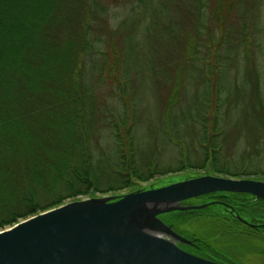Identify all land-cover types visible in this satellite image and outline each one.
Listing matches in <instances>:
<instances>
[{
	"label": "trees",
	"instance_id": "trees-1",
	"mask_svg": "<svg viewBox=\"0 0 264 264\" xmlns=\"http://www.w3.org/2000/svg\"><path fill=\"white\" fill-rule=\"evenodd\" d=\"M263 1L247 28L250 0H0V230L167 174L264 180ZM144 39L170 55L144 59Z\"/></svg>",
	"mask_w": 264,
	"mask_h": 264
},
{
	"label": "water",
	"instance_id": "water-1",
	"mask_svg": "<svg viewBox=\"0 0 264 264\" xmlns=\"http://www.w3.org/2000/svg\"><path fill=\"white\" fill-rule=\"evenodd\" d=\"M230 193L264 199V180L200 172L119 195L72 199L0 230V264H221L184 249L190 239L206 243L204 236L189 225L179 232L161 217L202 211L190 217L201 219L222 207L226 212L209 223L219 230L222 219L243 218L240 207L225 201Z\"/></svg>",
	"mask_w": 264,
	"mask_h": 264
},
{
	"label": "rangeland",
	"instance_id": "rangeland-1",
	"mask_svg": "<svg viewBox=\"0 0 264 264\" xmlns=\"http://www.w3.org/2000/svg\"><path fill=\"white\" fill-rule=\"evenodd\" d=\"M132 1L133 0H115L116 3L115 4L113 3V5H111L110 9L114 13H119L124 8L128 10L132 7ZM251 2H252V0H250V2L248 3L252 11L251 10L248 11L250 17L248 18V21H247V25H246L247 28H252L251 27L252 23L255 22V15L257 16L256 13H258L255 11V9H256L255 4L252 3L253 6L251 7V4H250ZM214 3H215V1H214ZM260 8H261L260 11H261L262 22L264 24V1L261 3ZM179 14H181V12H179ZM232 16L233 17L230 21L233 22L236 17H235V15H232ZM228 24H230V23L228 22ZM175 28H178L177 33L181 36V34H183L184 32H187V30L189 28H192V27H191V25L187 24L184 26H176ZM156 40L155 39H144L142 41L143 54H144L142 57L144 59L150 58L149 55L152 53V50H151L152 48H155L157 51L158 56L156 59H161V58H164V57L170 55V51H169L170 49L168 47L169 44L167 43L168 40L167 41L165 39H162L160 41H156ZM170 44H173V43L171 42ZM180 47H181V45H180ZM172 52L173 51H171V53ZM163 156L165 159H167L168 157L170 158V153L169 154L165 153V154H163ZM200 172L202 173L203 171H201V170H199V171L190 170L187 172L167 174V175L162 176V177L151 179L148 182L141 183L139 185V187H148L150 185H154V186L164 185V184H168V183L180 180L189 174H195V173H200ZM127 191L128 190H121V191H116V192H108V193H104V194L96 193L92 196L95 197V196H102V195H105V196L106 195H119L122 193H126ZM86 197L87 196L79 197L77 199L86 198ZM207 200L208 199H206L205 201H207ZM67 201H69V200H67ZM225 201L227 203H231L234 205V202L227 201V200H225ZM238 211L240 212V215L243 218H246V219L251 218V216L248 213L243 212L239 208H238ZM211 212H213V213L200 216L201 219L190 218V219H188V221H182L178 218V216L170 215V214L163 215L161 218L165 222H170L171 224H173V228L179 232L184 229V225H189L188 227H190V229H192V231L195 233V235L199 234L198 236L201 237L202 239H203V236L205 239H207V240H205V242H212L210 240H212V238H215V240H218L215 243H218L219 239H220V237H218V236H220L218 233L220 230H218L217 228H214V227H210L209 223H211V219L213 218V214L220 216L226 212V209H224L222 207H218V208L212 209ZM181 232H183V231H181ZM186 235H188V234H186ZM195 235H193V236H195ZM225 243H226V239H225ZM247 243H249V242L248 241H241V242L236 241L237 245H242V244L247 245Z\"/></svg>",
	"mask_w": 264,
	"mask_h": 264
},
{
	"label": "flooded vegetation",
	"instance_id": "flooded-vegetation-1",
	"mask_svg": "<svg viewBox=\"0 0 264 264\" xmlns=\"http://www.w3.org/2000/svg\"><path fill=\"white\" fill-rule=\"evenodd\" d=\"M241 219V221L236 220L237 222L232 221L236 226L235 229H230V226L224 229L219 227L218 243H215L218 241L215 239L206 243L190 239L192 243L183 245L184 249L221 264H264V232H255L257 229H264V219L257 217ZM236 241H248L249 243L237 245Z\"/></svg>",
	"mask_w": 264,
	"mask_h": 264
}]
</instances>
